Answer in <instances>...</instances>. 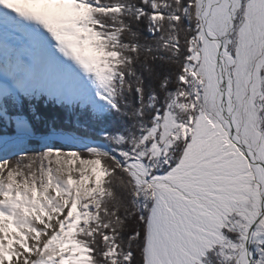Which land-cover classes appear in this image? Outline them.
Masks as SVG:
<instances>
[{"label":"snow or ice","instance_id":"1","mask_svg":"<svg viewBox=\"0 0 264 264\" xmlns=\"http://www.w3.org/2000/svg\"><path fill=\"white\" fill-rule=\"evenodd\" d=\"M0 264H264V0H0Z\"/></svg>","mask_w":264,"mask_h":264}]
</instances>
